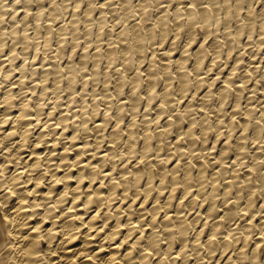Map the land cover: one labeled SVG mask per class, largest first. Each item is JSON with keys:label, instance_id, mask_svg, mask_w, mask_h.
Instances as JSON below:
<instances>
[{"label": "bare ground", "instance_id": "bare-ground-1", "mask_svg": "<svg viewBox=\"0 0 264 264\" xmlns=\"http://www.w3.org/2000/svg\"><path fill=\"white\" fill-rule=\"evenodd\" d=\"M34 1L26 0L23 9L14 7L10 17L13 23L10 31L2 27V22L8 15L5 14L8 7L6 8L4 0L0 1V264H264V101L260 102L262 103L258 109L260 113L256 112L257 102L253 106H246V109L243 104L245 111L241 112L245 115H242L241 122L238 120L242 128L238 130L236 117L241 110L240 102L244 99H241L242 92L251 81L250 79V81L241 80L238 85L231 83V75L240 70L238 68L240 59L236 62L238 70L234 71L236 67L231 68L232 70L225 75V79L222 78L224 84L217 86L215 95L221 100V106L217 110H213L216 107L212 104V111L208 102L213 101L210 100V96L214 95L215 82L223 71L207 80L201 72L205 57L208 55L206 51L209 48L215 56L213 58L210 54L213 60L212 63L211 61L208 63V70L211 71L214 65L221 62L220 52L224 49L220 50L219 37H226L230 51L237 49L236 44L242 38L244 29L238 27L232 31L237 24L230 30L228 26L231 27V25L226 23L232 24L231 21L225 22L229 17L228 14H231L229 9L232 6L229 4L232 1L222 0L221 2V7L225 9L227 15L223 22L228 26L218 35L219 27L216 29L218 32L212 28L213 15L215 17L221 11L218 0H208L207 6L204 7L199 6L198 0H192L188 4L185 2L184 6L178 1L181 6L176 5L172 13L170 10L168 12L164 5L162 6L163 0H139L136 5L132 2L133 0H100L99 2L73 0L74 6L73 4L72 6L76 9L80 7L82 10L83 3L86 4L83 12L87 21L88 17L96 12L95 10L104 12L102 13L104 15L106 7H109L108 10L113 13L114 10L118 11V8H115L116 5L114 6L118 4L116 7L122 10V22L123 20L130 22L127 30L124 29L126 27H122L124 30L120 29L122 31H118L116 37L109 39L107 43L109 48L107 47L105 51L108 64L111 65L118 54L127 62L132 57V60L134 59V54L139 55L141 59L147 55L149 58L145 68L138 69L139 72L145 73V78L139 72L137 74L135 72L134 77L131 76L133 89L129 96L126 95V99L120 98L124 90L122 86L124 81L121 79L125 73L118 78V83L115 78V90L111 91V94L104 93L103 101L112 104V101L108 100L109 96L113 95L118 99V104L113 107V104L106 105V103L105 108L101 107L103 106L100 105L101 101L96 102L94 98L91 100L94 99L95 103L88 102L86 96L94 95V92L98 91V89L88 91V79L85 78L82 89L78 90L76 82L79 74L76 68H73L71 64L63 65L56 62L58 56L65 52L64 46L57 47L56 52L52 54H55L52 56L54 61L52 59L49 60L50 62H45L46 57H42L44 61L38 62L35 60L36 57L32 59L28 58L30 56L27 57L30 54L27 53L30 43L34 41V45L39 44L42 38H39V42L36 41L37 35H31L28 32L31 26L20 34L17 31L19 28L15 29L14 25H18V21L27 22V18L32 15L34 18L31 21H36L37 26L43 21L41 18L44 15L45 6L41 3L43 8L34 12L32 11ZM45 1L43 0L44 4ZM48 1L54 5H51L53 11L51 15L52 20L57 22L60 12L57 10L67 11L66 8L69 7L70 2L67 1L68 4L65 3L66 0ZM200 1L203 3L202 0ZM246 1H244L245 5L251 2V0ZM152 2L160 12L164 13H158L154 15V18V11L151 10L156 8L153 9V6L151 8ZM240 2L238 0L236 5L232 4L235 5L233 8L236 7L234 15L231 14L235 18H240L238 16L244 11L243 4L241 5ZM172 3L174 2L171 1ZM165 5L168 4L165 3ZM137 11L140 13L139 19L134 21V17V20H131L133 12L136 14ZM249 11L248 9V13ZM222 13L225 14L224 11ZM252 13L255 12L251 10ZM260 13H262L261 10ZM102 14L98 24L104 30L103 20L109 16L103 19ZM250 16L243 18L246 25H248L247 22L250 25L253 24L252 19L255 16L252 19ZM75 17L73 16L69 23H62L58 27V44L65 45V40L67 41L65 31L73 28L72 41L77 45V40L83 34L80 33L82 35L78 37L80 16ZM47 19L49 21V18ZM111 19L115 20L116 16ZM262 21L261 25L264 26V19ZM240 22L244 25V22L239 20L238 26H242ZM34 26L36 27V24ZM89 26L87 30L91 28L88 29ZM170 26L176 29L174 31L176 35H181L183 32L187 38L180 48L181 56L174 59L175 66L171 65V59L174 56L173 52L177 49L174 50L171 46L164 47L166 37H169L168 34L173 31L169 33ZM47 27L49 31L46 37L50 35V32H54L51 26ZM250 27L252 34L256 25L254 29L252 25ZM36 30H38L37 27ZM112 30L111 33L115 32ZM200 30L205 39L196 44V40L201 38V36L198 39L195 38L198 37L196 33ZM157 31H160L161 40H158L161 41L160 50H163L159 55L155 48L150 53L148 51L149 47L157 44L154 43ZM262 32L261 28L259 44H262L264 40ZM39 33L40 37L42 32ZM102 35L104 36V33ZM210 36L215 39L211 40V44L208 41ZM8 37L11 38L10 41H7ZM19 39L23 41L21 46L18 43ZM46 39L44 38V41ZM98 39L96 41H99ZM102 39H100L101 45L107 41ZM250 40L248 39V43ZM170 43L176 46L175 40ZM54 45L57 46V44ZM115 45L119 46V49H116L118 47H114ZM222 45H224L223 48L226 46ZM259 46L260 50L264 45ZM245 47L247 46L243 48ZM77 48L76 46L75 49ZM89 48L92 47L88 46L87 49ZM102 51L101 49L99 53ZM236 51L238 52V49ZM187 52L190 54H186ZM227 52L229 51L225 53ZM87 53L89 54V51L86 49L83 54L80 53L82 60L78 65L81 69L86 68V61L89 58ZM231 54L228 55L231 57ZM72 55V58L76 56L74 52ZM98 55L95 52L94 58L90 56L91 60L93 59L92 62L94 61V67L91 69L94 75L103 63L100 64L102 54ZM160 55L161 58L158 57ZM190 58L193 64L188 68ZM137 62L140 63V61ZM73 63L77 64V62ZM141 64H144V61ZM132 66L131 68L134 69L135 66ZM171 66L175 67V70L171 69ZM99 69L101 70V67ZM63 71H66V77L63 76ZM127 71L125 70L126 73ZM247 73L244 72V74ZM108 74L107 71V76ZM251 76L253 77L252 74ZM64 77L66 78V85L63 84L65 87L61 84ZM247 77L245 76V79ZM98 79L95 80L99 83ZM144 81L147 85L146 90L138 91ZM259 81L261 78L257 80L258 85ZM194 87L195 92L192 93L194 95H199L203 87L204 90L207 89L202 96L200 95L202 100L199 99L200 96L198 97L203 103L201 105L199 103L196 107L193 100L189 102L183 100ZM231 88L236 91L234 95L237 97V103L235 101L231 114L228 111L229 119L226 127L222 124L225 127L223 129L220 120L226 116L224 114H227L223 111L226 109H224L225 101L234 97L231 96L228 100ZM157 96L160 98H158L159 102H155L158 100ZM176 96L178 98H174ZM76 98H79V103H75L78 100ZM141 99L147 100L144 110L141 107L143 106ZM175 99L179 101L175 103ZM249 105L252 104L249 103ZM209 110L217 113L215 120L213 118L216 114H212ZM250 128L254 130L251 142L248 136Z\"/></svg>", "mask_w": 264, "mask_h": 264}, {"label": "rangeland", "instance_id": "rangeland-1", "mask_svg": "<svg viewBox=\"0 0 264 264\" xmlns=\"http://www.w3.org/2000/svg\"><path fill=\"white\" fill-rule=\"evenodd\" d=\"M0 1H2V0H0ZM8 2H6L5 0H4V2H5V5H7L6 6V10H5V14L7 13L8 15L5 17V19H4V21L2 22V27H3V29H6V30H8V31H10L11 30V28H12V26H13V23L11 22V20H10V17H11V12L14 10V7L16 8H20V9H23L24 8V6H25V2H26V0H16V1H18V2H16L15 0H7ZM24 1V2H23ZM34 1V0H33ZM40 1H42V2H40ZM45 1V0H44ZM46 1H47V3H46ZM45 1V4L43 3V0H39V2L40 3H38V1H34L33 3H32V11H34V12H36V11H38V10H40L41 8H43V6H41V3L45 6L44 7V9H45V11H44V9H43V12H44V15H42V18H45V19H42L41 18V20H43V21H45L43 24H46L47 26L49 25V27L52 29V31H54V32H50L49 34L50 35H48V37H46L47 35V31H49V29H46V28H48L46 25V28H44L45 26L43 25V24H41V23H39L40 24V26H39V24H38V26H37V23H36V21H35V19H34V21L35 22H33V21H31V20H33L32 18H34V15H32V16H29L28 18H27V22H25V21H18V25L17 24H15V25H17V26H15L14 25V27H15V29H17V28H19V29H17V31H18V33H20L21 31V33H23L24 31H26V30H28V28H29V30H28V32H30L31 33V35H37V40L36 41H38L39 42V40H40V42H39V44L38 43H36L35 45H34V41L32 42V43H30L31 44V46H29L30 48H28L27 49V53L29 52L30 54H28L27 55V57L28 56H30V57H28L29 59H32V57H36L35 58V60L36 61H38V62H43L44 61V58L46 59L45 60V62L47 61H49V60H52V61H54V58H52V56H54V55H52L53 53H55L56 52V50L58 49L57 47H59V46H61V47H63V50L66 52L67 51V53H65V52H63L60 56L62 57H64L65 59H63V57H62V59H63V61H62V59H61V57L60 56H58V58H57V60H56V62L57 63H60V64H63V65H66V64H71L72 65V67L73 68H76V71L78 72V74H79V77H78V79H77V82H76V87H77V89L78 90H81L82 89V86H83V81L85 80V78L86 79H88L89 80V83H88V85H87V87H88V91H90V92H92L94 89L96 90V89H98V91H99V89H100V91L98 92L97 90L94 92V95H92L91 94V96H89L88 97V95H90V94H88L86 97L88 98V102L90 103V104H93V103H95L93 100L94 99H96L95 101L97 102H99V101H101L100 102V105H103V106H101L102 108H105L106 107V105H112L113 107H115L117 104H118V99L115 97L114 98V96L112 95H110L109 96V100L108 101H112V104H111V102H106V101H103V99H104V97L103 96H105V94H111V91L113 92V90H115V88H116V83H118V81H119V79L118 78H120V77H122L123 76V74L125 75V76H123L122 77V81H124L123 82V84H122V86H124V90H123V94L120 96V98H122V99H126L127 98V96H129L130 95V93H132V89H133V83H132V81H130V79H133V77L137 74V72H139V70L138 69H144L145 68V66L149 63V58H148V55L147 56H144V57H142V59L139 57V55H137V54H134L135 55V57H134V59L132 60V58H131V60H128V62H130V63H128L127 62V60L124 58V57H122L120 54H118V55H116V56H118V57H116V59L115 60H118L117 62L114 60L113 62H112V66L110 65V64H108L107 63V59H106V54H105V51H106V49H108L109 48V46H108V42H109V39H111V38H114V37H116L117 36V34H118V31L120 32V31H122V30H124V29H128L129 28V21H124L123 20V22H122V20H121V18L123 19V15H121L122 13V10H121V8H119V7H116V6H118V4H114V6H115V8H118V11H115L114 10V13H113V11H109L108 10V8L109 7H106V9L104 10V11H106V16L104 15V14H102V13H104V12H100V11H98V10H95L96 12H94L93 13V15H94V17H88L89 19H88V21H87V17L85 18L84 16H85V12H83L84 10H85V8H86V4H84L83 3V7H82V10H81V8L79 7V8H74L73 6H74V4H73V0H66L65 1V3H68V2H70V5H69V7L71 6V8H69V7H67L66 9H67V11L64 9V11L63 10H57L58 12H59V15H61L60 17H59V15H58V17L60 18H58L57 17V19H59V20H57L56 19V21L57 22H55V21H53L52 20V15H51V13L53 12L52 10H51V5L52 6H54L53 4H52V2L51 1H48V0H46ZM59 1H63V0H59ZM68 1V2H67ZM96 2H99L100 0H95ZM137 1V2H136ZM171 1H173L174 3H172L171 4ZM178 1H180V4L182 5V6H184V5H186V4H188V3H190L192 0H163L162 1V6L164 5L165 6V9H167V11L168 12H170L171 11V13L175 10V8L177 7V6H181L180 4H179V2ZM181 1H183V2H181ZM232 1V2H231ZM230 2H231V4H229V5H231L232 7H231V9H229L230 10V12H231V14L232 15H234L233 14V12H234V10H235V8H233L235 5H236V3H237V1L238 0H231ZM241 2H243V3H241L240 2V4L242 5V7H244V8H242V9H244V11L243 10H241V11H243V12H241L242 14H240L238 17H240V18H235L234 16H232L230 13V15L228 14V18H227V20L225 21V19H226V11H225V9L224 8H222L221 6H222V0H218V2H220V3H218V5L219 4H221V5H219L220 6V12L218 13V15L217 16H215V17H217V19L214 17V15H213V17H212V23H213V25H212V28L215 30V32L217 31L218 32V30H216V29H218L217 27H219V32L217 33L218 35H220V33L221 32H224V29L228 26V25H231V27L230 26H228L229 27V29L231 30V28L232 27H234L235 26V24H237V26H235L234 28H232L233 30L232 31H235L236 29L235 28H237L238 29V27H241V29L243 30L244 29V33L242 34V41H241V39H240V42H241V44H236V46H237V49H238V52L236 51L237 49L235 48V49H233V51H230L229 50V46L227 47V45L229 44V43H227L226 41L227 40H225L226 39V37L224 38V37H219V41H218V43H220V45L222 46H220V50H223L224 49V51H221L220 53H221V58H219L220 60H221V62H219V64H217V65H214V69H213V67H212V69H211V71L210 70H208L209 68H208V63H210V61H211V63H212V57L214 58V56H215V54L213 53V51L211 52V50H210V48L208 49V51H206L207 52V54L208 55H206V57H205V61H204V63H203V65H202V70H201V72H202V75H203V77L204 78H206L205 80H207V78H209L210 79V77L212 78V77H216L217 75H219L222 71V73L217 77V81L215 82V87L213 88V93H214V95H212V96H210V100L212 99L213 101V103L211 102V101H209L208 103V106L210 107L211 106V110H212V108L213 107H216L215 109L213 108V110H217V108H219L220 106H221V100L219 99V98H217V95H215V93L217 92V89H218V87L219 86H221V85H223L224 83H223V80L225 79V75H227L228 74V72H230L234 67H236V69L234 70V71H237L238 69H237V60L238 59H240L241 60V63H240V60H239V69L240 70H238L237 71V73L236 72H234L232 75L236 78H234L232 75H231V83L233 84V85H238V84H240L239 83V81H241V80H249V81H247V83L249 82V84H247V87H245L246 89H247V91H246V89L244 88V92H242V94H243V96H242V98L241 99H243V100H241V102H240V104H241V110H240V113L238 112V116L236 117V119H237V125H239V127H237L238 128V130H241L242 128L240 127V124L238 123L239 121L241 122V120H242V117L245 115V113L244 112H241V111H245V109L247 108L246 106H253V104H256V102H257V104H256V109H257V111L256 112H258V113H260V110H258V109H260L259 108V106L261 107V104L262 103H260L261 102V100H262V102L264 101V81L262 80V79H264V40L262 41V44H259V39L258 38H260L261 37V35H260V33H261V28H262V33H264V26H262L261 24L263 23V16H264V11H262V10H264V1L263 0H254L255 1V3H254V1L253 0H251V2L249 3L248 1H246V0H240ZM244 1H246V2H248L246 5L244 4L245 2ZM14 2H15V4H14ZM135 5L139 2V0H133L132 1ZM185 2H186V4H185ZM201 1L200 0H198V3H199V6H201V7H204V6H207V4H208V0H206V1H204V0H202V2L203 3H200ZM260 2V3H259ZM262 2V3H261ZM50 3V4H49ZM165 3L166 4H168V5H165ZM254 5H253V4ZM69 4V3H68ZM72 4H73V6H72ZM170 4V5H169ZM232 4H235V5H232ZM17 5V6H16ZM33 5H34V7H33ZM50 8V11H49V8L47 7V6ZM177 5V6H176ZM245 5V6H244ZM40 6V7H39ZM114 6L112 5V8H114ZM152 6H153V9L154 8H156L155 6H154V3L152 2L151 3V8H152ZM170 8H172V9H170ZM172 6V7H171ZM254 6H255V8H254ZM12 7V8H11ZM160 7H161V4H160ZM174 7V8H173ZM36 8V9H35ZM39 8V9H38ZM222 8V9H221ZM246 8H248L250 11V13H248V9L246 10ZM250 8H252V9H250ZM9 9V10H8ZM47 9V10H46ZM120 9V10H119ZM254 9H256V10H254ZM71 10V11H70ZM76 10V11H75ZM80 10H81V12H80ZM149 10H151L150 9V7H149ZM170 10V11H169ZM225 12V14L224 13H222L223 11ZM231 10H233V11H231ZM251 10H252V12H255V13H252L251 14ZM254 10V11H253ZM260 10H261V12L262 13H260ZM7 11V12H6ZM61 11H62V13H61ZM79 11V12H78ZM152 12H153V17L155 18V16L154 15H157L158 13L159 14H163L164 12H160V10L159 9H157L156 8V10H151ZM158 11V12H157ZM47 12V13H46ZM66 12V13H65ZM68 12V13H67ZM83 12V13H82ZM111 12V14H109ZM116 12V13H115ZM50 13V14H49ZM73 13V15H71ZM79 13V14H78ZM113 13V14H112ZM119 13H120V15H119ZM155 13V14H154ZM170 13V14H171ZM70 14V15H69ZM75 14V15H74ZM101 14L103 15V19H104V17H107V16H109V18H107L108 19V21H107V19H104L103 21V27H104V30L102 29V27L101 26H99V24H98V21H99V19L101 20L102 19V16H101ZM109 14V15H108ZM116 14H118V15H116ZM139 14V15H138ZM222 14V15H221ZM250 16V18L252 19V17L253 16H255V17H253V21H252V23L254 24L255 22V24L253 25V24H251L252 26H253V28L252 29H254V27H255V25H256V27H255V30L254 31H252V29H251V31L255 34L254 35V37H253V33L251 34V32H250V29L249 28H251L250 26V24L247 22V24L248 25H246L245 24V22H244V20L246 19V17L248 18L249 16ZM260 14V15H259ZM49 17H48V16ZM77 15V17H75ZM83 15V16H82ZM112 15H114L113 17H111ZM134 15V16H133ZM133 15H132V19L131 20H134V21H137L138 19H139V17H140V13H138V11L136 12V14H135V12H133ZM135 15H137V16H135ZM225 15V16H224ZM247 15V16H246ZM259 15V16H258ZM49 18V21H48V19L46 18ZM51 16V17H50ZM75 17V18H79V16H80V21L78 22L79 24H78V26L80 25V27H79V29H78V32L79 33H77V34H79V36L78 37H80L82 34V36L78 39V37H77V41H78V43H79V45H78V43H77V45H76V42H75V44H74V42L72 41V39H73V37H72V34H73V28L71 29V28H69L67 31H65V36H66V38H67V41L68 42H70V44L72 45H70L66 40H65V45H67L66 47H65V45H64V43L62 44V43H59L58 44V40H59V36H58V30H59V26L60 25H62V23H69V21H72L71 19H73L72 17ZM100 18H99V17ZM115 16H116V19L115 20H113V19H111V18H115ZM168 16H170V15H168ZM232 16V18L230 19V17ZM260 16H262V17H260ZM69 17H71L70 19H69ZM118 17V18H117ZM135 17V18H134ZM220 17H222V18H220ZM30 18V19H29ZM82 18H83V20H82ZM91 18V19H90ZM134 18V19H133ZM215 18V19H214ZM220 18V19H219ZM243 18H245V19H243ZM254 18H255V20H257V21H255L254 20ZM68 19V20H67ZM95 19V21L93 22V20ZM228 19H230V20H228ZM235 19H237L236 21H235ZM243 19V20H242ZM261 19V20H260ZM29 20V21H28ZM51 20V21H50ZM67 20V21H66ZM86 20V21H85ZM119 22H118V21ZM121 20V21H120ZM213 20H214V22L215 21H219L218 23L217 22H213ZM233 20V21H232ZM239 20L240 21H242V22H244V25H242L243 23H241V25L242 26H238L239 24H238V22H239ZM259 20V21H258ZM10 21V22H9ZM47 21V22H46ZM60 21V22H59ZM66 21V22H65ZM106 21V22H105ZM111 21V22H110ZM117 23H115V22ZM221 21V22H220ZM223 21H225V22H228V21H231V23L232 24H229L230 22H228V23H226V24H228V25H226V24H224L225 22H223ZM22 22H24V23H22ZM50 22H52V23H49ZM56 23L54 26H53V24L54 23ZM85 22H86V25H85ZM87 22H90V23H87ZM96 22V23H95ZM110 22V23H109ZM126 22H128L127 24H126ZM131 22H133V21H131ZM222 22H223V24H222ZM236 22V23H235ZM259 22V23H258ZM4 23L6 24V25H4ZM11 23V24H10ZM17 23V22H16ZM28 24L29 25V23H30V25L28 26H26V24ZM33 23V24H32ZM48 23V24H47ZM94 23H95V25L97 26H95L94 25ZM100 23V22H99ZM110 25H109V24ZM115 23V24H114ZM220 23V24H219ZM9 24V25H8ZM20 24H22V25H20ZM36 24V27H37V29L38 30H36V27L34 26ZM52 24V25H51ZM91 24V25H90ZM109 26H108V25ZM121 24V25H120ZM124 24V25H123ZM222 24V26H220ZM234 24V25H233ZM257 24H258V26H257ZM261 26H260V25ZM83 25V26H82ZM90 25V26H89ZM112 25V26H111ZM114 25V26H113ZM120 25V26H119ZM126 25V26H125ZM218 25V26H217ZM250 25V26H249ZM8 26V27H7ZM24 26H26L25 28H24ZM56 26V27H55ZM87 26H89L88 27V29L89 30H87ZM95 26V27H94ZM99 26V27H98ZM174 26V25H173ZM173 26H170V31H169V33L171 32V30H173L170 34H168V36L169 37H166V40H165V43H164V47H167V48H170V46H171V48H174V50H176V52L174 53L173 52V54H174V56H173V58L171 59L172 61H171V65L173 66H175L176 65V62H175V60H176V58L178 59L179 58V56H181V54H180V48L183 46V44H185V42L187 41V38H186V35L185 34H183V32H181V35L180 34H178V35H176V33L174 32V31H176V27L174 28ZM216 26V27H215ZM21 27V28H20ZM41 27H42V30H40L41 29ZM84 27V28H83ZM109 27V28H108ZM114 27V28H113ZM115 27H118L117 29L115 28ZM122 27H126V28H122ZM222 27H223V30H221L222 29ZM245 27V28H244ZM247 27H248V29H247ZM56 29V30H53V29ZM82 28H83V30H82ZM86 28V29H85ZM95 28V29H94ZM100 28H101V30H100ZM46 29V30H45ZM94 29V30H93ZM113 29V30H112ZM115 29V30H114ZM120 29H122V30H120ZM175 29V30H174ZM258 29H259V31H258ZM32 30V31H31ZM71 30V31H70ZM79 30H81V31H79ZM92 30L95 32H92ZM99 30V31H98ZM111 30H112V32L113 31H115V32H113V33H111ZM249 30V31H248ZM257 30V31H256ZM39 31H41L42 33V35L39 37L38 35H40V33L38 34L37 32ZM56 31V32H55ZM87 31V32H86ZM88 31H90V32H88ZM101 31H102V33H104V36L102 35V33H101ZM92 32V33H91ZM96 32H98V33H96ZM198 33H196V36H198V37H195L196 39H198L200 36H201V38H199L198 40H196V44H198V43H200V42H202L203 41V39H205L204 38V36H203V32H201V30L200 31H197ZM243 32V31H242ZM258 32V33H257ZM20 33V34H21ZM69 33H71V34H69ZM80 33H82V34H80ZM85 33V34H84ZM89 35H88V34ZM172 33H174V34H172ZM43 34H44V36H43ZM54 34V35H53ZM87 34V35H86ZM99 34V35H98ZM112 34H114V35H112ZM160 31H157L156 32V34H155V37L157 38H155V42L154 43H157V44H154L152 47H149L150 49H148V51H149V53L151 52V50L152 49H156L157 50V54L159 55L162 51L160 50V45H161V41H159L158 39H160L161 40V38H160ZM200 34H202V35H200ZM245 34V35H244ZM248 36H247V35ZM46 35V36H45ZM68 35V36H67ZM159 35V36H158ZM180 35V36H179ZM185 35V36H184ZM223 35V33L221 34V36ZM252 37H251V36ZM263 35V34H262ZM50 36V37H49ZM52 36V37H51ZM54 36V37H53ZM70 36V37H69ZM88 36H90L91 38H92V40H91V38L89 37V39L87 38ZM99 36H103L102 38L104 39V40H107V41H104V42H106L105 44H103L104 42H102V44L103 45H101L100 43V39H102L101 37H99ZM114 36V37H113ZM179 36V37H178ZM258 36V37H257ZM58 37V38H57ZM98 37H99V39H98ZM109 37V38H108ZM171 37V38H170ZM185 37V38H184ZM213 36H210L209 37V39H208V41L210 42H208L209 44H211L212 43V41H214L215 39L214 38H212ZM250 37V38H249ZM255 37H257V38H255ZM40 38V39H39ZM44 38L46 39L45 41H44ZM53 38H55V39H53ZM175 38V39H174ZM212 38V39H211ZM244 38V39H243ZM253 38V39H252ZM8 40L7 41H10L11 40V38L9 39V37L7 38ZM52 40V42H54V44H57V46L56 45H54V44H52V42H51V40ZM57 39V40H56ZM71 39V40H70ZM95 41H94V40ZM99 40V41H96V40ZM103 39H102V41H103ZM175 40V43L174 44H176V46L175 45H171V41H174ZM178 39H180V40H182V41H180V40H178ZM201 39V40H200ZM248 39L250 40L249 41V43H248ZM263 39H264V35H263ZM22 39H19V41H18V43H20L19 45L21 46V45H23L22 44V42L23 41H21ZM48 40V41H47ZM54 40V41H53ZM89 40V41H88ZM212 40V41H211ZM223 40L227 43H225V42H223ZM253 40V41H252ZM256 40H257V42H256ZM21 41V42H20ZM50 41V42H49ZM86 41V42H85ZM91 41H92V43H91ZM178 41V42H177ZM221 41H222V44H225L226 46L223 48V46L224 45H222L221 44ZM233 41V39L231 40V42ZM247 41V42H246ZM252 41V42H251ZM57 42V43H56ZM64 42V41H63ZM72 42H73V44H72ZM179 44V46H178V44ZM181 42V43H180ZM251 42V43H250ZM44 43V44H43ZM46 43V44H45ZM49 43V44H48ZM69 45H68V44ZM89 44V45H87V44ZM97 43V44H96ZM148 43V42H147ZM183 43V44H182ZM39 46H38V45ZM50 44H52V46L50 45ZM248 44V45H247ZM251 46H250V45ZM257 44H258V46L259 47H261V46H263V47H261L262 49H263V51H262V49H260L259 50V48H258V46H257ZM47 45V46H46ZM74 45H76L78 48L77 49H75L76 48V46H74ZM80 45H81V47H80ZM86 45H87V47L88 46H90V47H92V48H89V49H87V47H86ZM107 45V46H106ZM149 44H147V46H148ZM158 45V46H157ZM166 45V46H165ZM181 45V46H180ZM239 45H241V46H239ZM35 46H37V47H35ZM45 46V47H44ZM50 46V47H49ZM55 46V47H54ZM96 46H98V47H96ZM100 46H102V47H100ZM105 46V47H104ZM244 46H247V47H245V48H243ZM257 46V47H256ZM49 47V48H48ZM53 47V49H51ZM75 47V48H74ZM86 47V48H85ZM108 47V48H107ZM114 47H118V48H116V49H119V46H114ZM177 47V48H176ZM255 47V48H254ZM56 48V49H55ZM68 48V49H67ZM72 48H74L73 50H72ZM87 50V51H89V54L87 53V58L89 57L90 58V60H91V58L93 57V53H98L99 55L98 56H101V54H102V56L100 57L101 58V61H100V64H101V70L99 69L100 67H98V69H97V71H96V74L94 75L93 74V72H92V67H94L93 65H94V61L92 62V60H91V63L89 62L90 60H89V58H88V62L86 61V68H84V69H81V66L79 67V65L78 64H80V60H82V56L80 55V53L81 54H83V51H85V49ZM95 48H96V50H95ZM98 48H101L103 51L102 52H104V53H99L100 52V50L101 49H98ZM226 48H228V49H226ZM254 48V49H253ZM43 49V50H42ZM44 49H45V51H44ZM49 49H51L50 51H51V53H50V51H48ZM94 49V50H93ZM247 49V50H246ZM36 50H38V51H36ZM43 52H42V51ZM72 50V51H71ZM75 50V51H74ZM97 50H99L98 52H97ZM160 52H159V51ZM246 50V51H245ZM36 51V52H35ZM46 51H48V52H46ZM53 51V52H52ZM93 51V52H92ZM226 51H229L230 53H232L231 54V57L228 55V54H230L229 52H227V53H225ZM244 51V52H243ZM252 51V52H251ZM37 52H39V53H37ZM42 52V53H41ZM45 52H46V54H45ZM73 52H74V54L76 55L75 57H71V56H73L72 54H73ZM159 52V53H158ZM191 52V51H190ZM190 52L188 53H186V54H190ZM234 52H236V53H234ZM241 52H242V54H241ZM41 53V54H40ZM72 53V54H71ZM148 53V54H149ZM213 53V54H212ZM252 53V54H251ZM259 53V54H258ZM36 54H37V56H36ZM40 54V55H39ZM50 54H51V56H50ZM67 54V55H66ZM69 54H71V56L70 57H68L69 56ZM92 54V55H91ZM210 54H211V56H210ZM241 54V55H240ZM46 55V56H45ZM120 55V56H119ZM137 55V56H136ZM146 55V54H145ZM226 57H225V56ZM233 55V56H232ZM240 57H238V56ZM246 55V56H245ZM90 56H92V57H90ZM105 56V57H104ZM209 56V57H208ZM223 56V57H222ZM42 57H44V58H42ZM51 57V58H50ZM60 57V58H59ZM79 57V58H78ZM119 57H121V59L119 58ZM158 57H162L161 55L160 56H158ZM238 57V58H237ZM257 57V58H256ZM86 58V59H87ZM94 58V57H93ZM105 58V59H104ZM118 58V59H117ZM124 58V59H123ZM135 58H136V60H135ZM145 58V59H144ZM206 58H207V60H206ZM211 58V59H210ZM256 58V59H255ZM34 59V58H33ZM72 59V60H71ZM74 59H75V61H74ZM76 59H77V61H76ZM104 59V60H103ZM123 59V60H122ZM144 59V60H143ZM175 59V60H174ZM191 60H189L188 61V68H190L191 66H192V64H193V61H192V58H190ZM235 61H234V60ZM65 60V61H64ZM122 60V61H121ZM125 60H126V62H125ZM144 61V64H141L142 63V61ZM209 60V61H208ZM225 60V61H224ZM230 60V62H228ZM255 60V61H254ZM77 62V64H75V63H73V62ZM106 61V62H105ZM132 61H134V62H132ZM136 61V62H135ZM137 61H140V63H138ZM207 61V62H206ZM243 61V62H242ZM248 61V62H247ZM50 62V61H49ZM79 62V63H78ZM189 62H191V63H189ZM206 62V63H205ZM106 63V64H105ZM119 63V64H118ZM125 65H124V64ZM131 63H133V64H135V65H133V64H131ZM253 63V64H252ZM40 64V63H39ZM124 65V67H122L123 65ZM130 64H131V66L132 67H134V69L133 68H131V66H130ZM141 64V65H140ZM231 64V65H230ZM236 64V65H235ZM113 68V70H112V68H110V66ZM114 65H115V67H114ZM120 65H122V66H120ZM143 65V66H142ZM220 65V66H219ZM234 65V66H233ZM88 66V67H87ZM118 66V67H117ZM137 66V67H136ZM141 66V67H140ZM171 66V69L173 68H175V67H172ZM206 66V67H205ZM217 66H219V67H217ZM224 67V69H223V67ZM257 66V67H256ZM107 67V68H106ZM117 67V68H116ZM120 67H121V69H120ZM138 67H140V68H138ZM220 67H221V69H220ZM241 67H243V68H241ZM90 68V69H89ZM114 68H115V73H114ZM119 68V70H117ZM125 68V69H124ZM126 68H129V69H126ZM232 68V69H231ZM256 68V69H255ZM263 68V69H262ZM86 69V70H85ZM124 69V70H123ZM132 69V70H131ZM252 69H254V70H252ZM85 70V71H84ZM88 70H90V71H88ZM108 71V73L110 74V75H112V76H110L109 74H108V76H107V71ZM121 70H123V72L121 71ZM125 70L127 71V73L125 72ZM131 70V72H129ZM175 70V69H174ZM217 70V71H216ZM219 70H220V72H219ZM222 70V71H221ZM249 70V71H248ZM263 72H262V71ZM83 71V72H82ZM89 73H88V72ZM106 71V72H105ZM111 73H110V72ZM118 71V72H117ZM204 71V72H203ZM210 71V72H209ZM215 71V72H214ZM252 71V72H251ZM255 73H254V72ZM82 72V73H81ZM99 72H101L100 73V75H98V73ZM104 72H105V74H104ZM114 74H113V73ZM129 72V73H128ZM135 72H136V74H135ZM209 72V73H208ZM243 72V73H242ZM244 72H248L247 74H250V75H247V74H244ZM250 72V73H249ZM258 74H257V73ZM63 73V76H65L66 77V71H63L62 72ZM86 75V73L88 74V75H86L85 77H82L84 74ZM91 73V74H90ZM123 73V74H122ZM204 73V74H203ZM219 73V74H218ZM90 74V75H89ZM104 74V75H103ZM126 74H127V76H129V77H127L126 76ZM135 74V75H134ZM139 74H141V75H143V77L145 78V73L143 72V71H141V72H139ZM192 74V73H191ZM236 76H235V75ZM238 74V75H237ZM242 74H244L243 76H242ZM251 74L253 75V77L251 76ZM254 74H256V75H254ZM96 75H98V78H96L97 76ZM116 75V76H115ZM119 75H121V76H119ZM93 78H92V77ZM95 76V77H94ZM101 76V77H100ZM106 76H107V78H106ZM131 76H133V77H131ZM239 76V77H238ZM245 76L247 77L246 79H245ZM64 77V80H62V82H61V84L63 85V84H65L66 85V78ZM113 77V78H112ZM126 77V79H124ZM261 78V81H259V85H258V82H257V80H259L260 78ZM108 78H109V80H110V82H106V80L107 81H109L108 80ZM110 78H112V79H110ZM115 78H116V83L114 82V80H115ZM128 78V79H127ZM219 78H221L220 80H219ZM222 78H223V80H222ZM241 78V79H240ZM83 79V80H82ZM93 79V80H92ZM98 79V80H100L99 81V83H98V81H96V80ZM106 79V80H105ZM233 79H235V80H233ZM101 80H102V82H101ZM112 80V81H111ZM129 81V83H127ZM220 81V82H219ZM233 81H235V82H233ZM79 82H80V84H79ZM93 82H96V83H93ZM101 82V83H100ZM104 82V83H103ZM131 82V83H130ZM262 82V83H261ZM91 83V84H90ZM217 83V84H216ZM219 83V84H218ZM236 83V84H235ZM261 83V84H260ZM79 84V85H78ZM82 84V85H81ZM93 84L95 85V86H93ZM99 84V85H98ZM61 85V86H62ZM65 85H63L64 87H65ZM81 85V86H80ZM109 85V86H108ZM112 87H111V86ZM143 85V86H142ZM249 85V86H248ZM261 85V86H260ZM63 86H62V88H63ZM79 86V87H78ZM99 86V87H98ZM107 86V87H106ZM144 88H142V87ZM141 86L139 87V89H138V91H142V92H144L145 90H146V87H147V85L145 84V81L141 84ZM163 86V85H162ZM162 86L160 87L159 86V88H162ZM218 86V87H217ZM256 86V87H255ZM258 86V87H257ZM263 86V87H262ZM98 87V88H97ZM114 87V88H113ZM103 88V89H102ZM104 88H105V90H104ZM107 88V89H106ZM129 88V89H128ZM204 88V87H203ZM200 89V91H199V95H194V94H192V93H194L195 92V87L194 88H191V93L189 92L188 93V96L186 95L184 98H183V100H184V102H187V100H188V102H189V100H193L192 102L194 103V107H196L199 103H200V105L203 103V101L201 102L200 100H202L201 99V96H202V94L203 93H205V91L207 90V89ZM254 88H255V90H257V88H258V90L256 91V93H255V90H254ZM64 89V88H63ZM92 89V90H91ZM128 89V90H127ZM142 89V90H141ZM193 89V90H192ZM216 91H215V90ZM249 89V90H248ZM109 90V91H108ZM131 90V91H130ZM144 90V91H143ZM254 90V91H253ZM106 91V92H105ZM125 91V92H124ZM128 91V92H127ZM250 91V92H249ZM96 92H98V93H96ZM201 92V93H200ZM232 92H234V93H232ZM249 92V93H248ZM252 92H253V95L255 94L256 95V97H255V95L253 96L252 95ZM105 93V94H104ZM126 93V94H125ZM212 93V94H213ZM229 93H230V95L228 94V100H229V98L231 97V96H234V97H231V102H230V100L229 101H227V102H230V103H227L226 101H225V103H224V109L225 110H223L224 111V113L226 112L227 114H224V115H226V116H224V117H222L221 118V120H220V124H221V127L224 125L225 127H226V124H227V120L229 119V115L231 114V110L234 108V106H235V101H236V103H237V97L235 96L236 94V91L233 89V88H231L230 90H229ZM235 94V95H234ZM251 94V95H250ZM127 95V96H126ZM192 95V96H191ZM194 95V96H193ZM201 95V96H200ZM249 97H248V96ZM96 96H98V97H96ZM200 96V100L198 99V97ZM214 96V97H213ZM245 96H247V97H245ZM96 97V98H95ZM187 97V98H186ZM190 97V98H189ZM195 98V99H193V98ZM213 97V98H212ZM251 97V98H250ZM255 97V98H254ZM91 98H94V99H92L91 100ZM97 98H101L100 100L99 99H97ZM144 98V97H143ZM157 99L159 98V96H157L156 97ZM174 98H178V96H176V97H174ZM248 98V99H247ZM253 98H254V100H253ZM76 99H78V100H76V102L75 103H79V98H76ZM160 99V98H159ZM156 100L155 102H159L160 100ZM198 99V100H197ZM217 99V100H216ZM251 99H252V102H251ZM142 100V104L141 105H143V106H141V107H143V110H144V108H145V106H146V104H147V100L146 99H141ZM178 99H175V103H177L178 101H177ZM227 100V99H226ZM249 100V101H248ZM78 101V102H77ZM114 101H116V102H114ZM177 101V102H176ZM195 101V102H194ZM198 101V102H197ZM200 101V102H199ZM243 101V102H242ZM114 102V103H113ZM197 102V104H195ZM215 102V103H214ZM232 102H234V103H232ZM248 102V103H247ZM104 103V104H103ZM107 103V104H106ZM211 103V104H210ZM246 103V104H245ZM249 103H251L252 105H249ZM106 104V105H105ZM116 104V105H115ZM214 106H213V105ZM220 104V105H219ZM234 104V105H233ZM243 104L245 105L244 107H245V109H244V107H243ZM260 104V105H259ZM213 106V107H212ZM254 107H255V105H254ZM211 110H209L212 114H216L215 116H214V120L216 119L215 117L217 116V113L216 112H212ZM228 111H229V113L230 114H228ZM153 112H154V110H153ZM242 113V114H241ZM243 115V116H242ZM211 120H212V118H211ZM214 120H212V122L214 121ZM226 121V122H224V121ZM239 120V121H238ZM224 122V123H223ZM223 124V125H222ZM222 127L223 129H225V127ZM240 128V129H239ZM251 129V130H250ZM249 130H248V136H249V142H251V141H253L252 140V136H253V132H254V130H253V128H250ZM251 145H252V143H251Z\"/></svg>", "mask_w": 264, "mask_h": 264}]
</instances>
